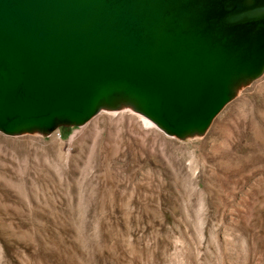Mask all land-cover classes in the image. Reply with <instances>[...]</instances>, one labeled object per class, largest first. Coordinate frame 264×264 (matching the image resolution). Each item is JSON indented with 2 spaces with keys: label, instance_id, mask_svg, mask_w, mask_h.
<instances>
[{
  "label": "rangeland",
  "instance_id": "rangeland-1",
  "mask_svg": "<svg viewBox=\"0 0 264 264\" xmlns=\"http://www.w3.org/2000/svg\"><path fill=\"white\" fill-rule=\"evenodd\" d=\"M0 264H264V72L197 138L128 109L0 133Z\"/></svg>",
  "mask_w": 264,
  "mask_h": 264
},
{
  "label": "water",
  "instance_id": "water-1",
  "mask_svg": "<svg viewBox=\"0 0 264 264\" xmlns=\"http://www.w3.org/2000/svg\"><path fill=\"white\" fill-rule=\"evenodd\" d=\"M264 72V0H0V133L127 107L202 135Z\"/></svg>",
  "mask_w": 264,
  "mask_h": 264
},
{
  "label": "bare ground",
  "instance_id": "bare-ground-1",
  "mask_svg": "<svg viewBox=\"0 0 264 264\" xmlns=\"http://www.w3.org/2000/svg\"><path fill=\"white\" fill-rule=\"evenodd\" d=\"M240 92V89H238L237 90V93H239ZM124 109H128L129 110V108H127V107H121L120 109H118L117 111H119V110H124ZM101 110H104V109H101ZM100 110V111H101ZM139 117L142 119V122L144 123V124H148V125H151L152 126V124L147 120V119H145L144 117H142L141 115H139ZM150 127V126H149ZM198 136L197 135H193V136H190V137H187L186 139H191V138H197Z\"/></svg>",
  "mask_w": 264,
  "mask_h": 264
}]
</instances>
